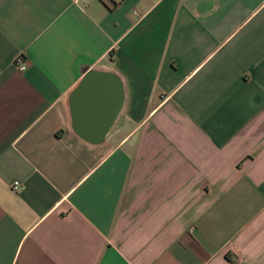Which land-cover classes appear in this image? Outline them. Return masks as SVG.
Here are the masks:
<instances>
[{
	"label": "crops",
	"instance_id": "crops-1",
	"mask_svg": "<svg viewBox=\"0 0 264 264\" xmlns=\"http://www.w3.org/2000/svg\"><path fill=\"white\" fill-rule=\"evenodd\" d=\"M0 264H264V0H0Z\"/></svg>",
	"mask_w": 264,
	"mask_h": 264
},
{
	"label": "water",
	"instance_id": "water-1",
	"mask_svg": "<svg viewBox=\"0 0 264 264\" xmlns=\"http://www.w3.org/2000/svg\"><path fill=\"white\" fill-rule=\"evenodd\" d=\"M106 86L110 88V93L102 105L100 94L90 92L94 86ZM122 86L120 80L115 74L91 71L84 75L78 87L70 95V110L72 115L73 126L80 136L87 142L95 144L101 141L108 127L114 120L122 104ZM98 100L99 108L96 110ZM100 115L98 120L95 116ZM98 122V124H96Z\"/></svg>",
	"mask_w": 264,
	"mask_h": 264
},
{
	"label": "built area",
	"instance_id": "built-area-1",
	"mask_svg": "<svg viewBox=\"0 0 264 264\" xmlns=\"http://www.w3.org/2000/svg\"><path fill=\"white\" fill-rule=\"evenodd\" d=\"M23 56L19 55L14 59V66L16 69L20 72L24 71L26 69V63L22 58ZM13 189L17 190L18 189V182L13 183Z\"/></svg>",
	"mask_w": 264,
	"mask_h": 264
}]
</instances>
